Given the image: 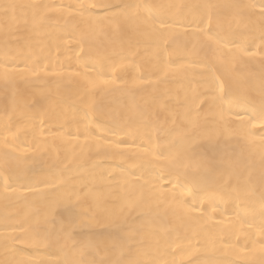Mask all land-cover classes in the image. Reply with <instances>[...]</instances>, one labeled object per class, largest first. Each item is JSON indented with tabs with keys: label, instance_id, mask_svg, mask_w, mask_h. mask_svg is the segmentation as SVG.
Instances as JSON below:
<instances>
[{
	"label": "bare ground",
	"instance_id": "1",
	"mask_svg": "<svg viewBox=\"0 0 264 264\" xmlns=\"http://www.w3.org/2000/svg\"><path fill=\"white\" fill-rule=\"evenodd\" d=\"M262 4L0 0V264H264Z\"/></svg>",
	"mask_w": 264,
	"mask_h": 264
},
{
	"label": "snow or ice",
	"instance_id": "2",
	"mask_svg": "<svg viewBox=\"0 0 264 264\" xmlns=\"http://www.w3.org/2000/svg\"><path fill=\"white\" fill-rule=\"evenodd\" d=\"M206 7H208L209 9L212 8V5H207ZM261 11H262V15H264V4H262L261 6ZM212 22V17H211V13H209V16H208V23L210 24ZM251 54V53H249Z\"/></svg>",
	"mask_w": 264,
	"mask_h": 264
}]
</instances>
